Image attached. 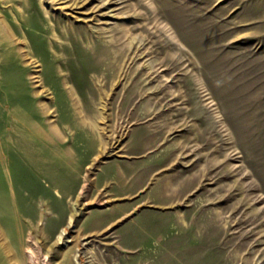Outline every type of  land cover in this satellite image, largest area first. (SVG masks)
I'll use <instances>...</instances> for the list:
<instances>
[{
    "label": "rangeland",
    "instance_id": "374dc122",
    "mask_svg": "<svg viewBox=\"0 0 264 264\" xmlns=\"http://www.w3.org/2000/svg\"><path fill=\"white\" fill-rule=\"evenodd\" d=\"M0 264H264V0H0Z\"/></svg>",
    "mask_w": 264,
    "mask_h": 264
},
{
    "label": "bare ground",
    "instance_id": "6f19581e",
    "mask_svg": "<svg viewBox=\"0 0 264 264\" xmlns=\"http://www.w3.org/2000/svg\"><path fill=\"white\" fill-rule=\"evenodd\" d=\"M69 228V224H67L66 226H64L62 229H61V231H59V235H58V237H57V240L58 239H60L62 236H63V234L65 233V232H67V229ZM37 252H38V249H37V247L36 246H33V245H31L30 247H29V253H30V257H31V259H35V257H36V255H37ZM43 261H44V263H45V258L43 259Z\"/></svg>",
    "mask_w": 264,
    "mask_h": 264
}]
</instances>
